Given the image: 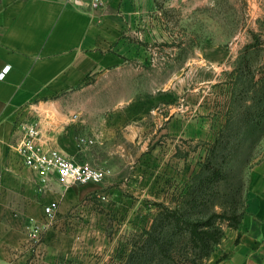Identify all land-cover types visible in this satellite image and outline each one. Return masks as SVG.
<instances>
[{
  "label": "crops",
  "instance_id": "0c3cea01",
  "mask_svg": "<svg viewBox=\"0 0 264 264\" xmlns=\"http://www.w3.org/2000/svg\"><path fill=\"white\" fill-rule=\"evenodd\" d=\"M102 1L94 8L91 0H0V72L10 66L0 78V264L114 263L115 239L92 197H125L113 158L131 145L145 150L147 129L126 109L79 112L72 123L60 110L66 93L125 66L134 53L127 35L146 0ZM25 121H39L45 144L103 168L105 179L66 184L53 173L45 181L17 150ZM52 202L50 219L45 206ZM246 202L240 224L225 229L207 264H264V154L249 171ZM33 222L41 226L36 243L28 234Z\"/></svg>",
  "mask_w": 264,
  "mask_h": 264
},
{
  "label": "rangeland",
  "instance_id": "374dc122",
  "mask_svg": "<svg viewBox=\"0 0 264 264\" xmlns=\"http://www.w3.org/2000/svg\"><path fill=\"white\" fill-rule=\"evenodd\" d=\"M127 40L134 53L125 66L89 76L60 108L64 123L83 111L99 117L126 109L129 120L147 129L145 150L131 145L113 158L121 163L117 181L125 197H92L115 239L113 264L150 226L158 203L171 204L198 170L225 121L232 71L241 61L264 63V0H146ZM263 154L264 138L253 156L234 163L244 200L249 171Z\"/></svg>",
  "mask_w": 264,
  "mask_h": 264
},
{
  "label": "trees",
  "instance_id": "16d2710c",
  "mask_svg": "<svg viewBox=\"0 0 264 264\" xmlns=\"http://www.w3.org/2000/svg\"><path fill=\"white\" fill-rule=\"evenodd\" d=\"M232 73L225 121L198 170L171 204L158 203L150 226L131 238L129 251L115 264H207L225 236V225L240 224L247 202L234 163L253 156L264 138V63L252 67L241 61Z\"/></svg>",
  "mask_w": 264,
  "mask_h": 264
},
{
  "label": "built area",
  "instance_id": "2783aa9c",
  "mask_svg": "<svg viewBox=\"0 0 264 264\" xmlns=\"http://www.w3.org/2000/svg\"><path fill=\"white\" fill-rule=\"evenodd\" d=\"M76 3L79 0H66ZM103 4L102 0H91L92 7L97 8ZM10 69L6 65L0 72V78H4ZM22 136L17 143V150L29 168L38 171L44 176V180L50 174L56 173L62 183H100L106 177V170L92 165L89 161H78L59 148L45 144L39 121H25L20 124ZM57 204L52 202L45 206L48 218H54ZM28 234L36 243L41 239V226L32 223L28 226Z\"/></svg>",
  "mask_w": 264,
  "mask_h": 264
}]
</instances>
